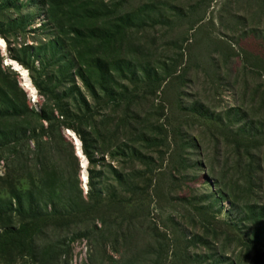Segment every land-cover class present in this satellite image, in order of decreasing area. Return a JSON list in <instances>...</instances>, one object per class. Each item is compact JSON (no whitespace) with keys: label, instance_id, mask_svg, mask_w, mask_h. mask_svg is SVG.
I'll return each instance as SVG.
<instances>
[{"label":"rangeland","instance_id":"374dc122","mask_svg":"<svg viewBox=\"0 0 264 264\" xmlns=\"http://www.w3.org/2000/svg\"><path fill=\"white\" fill-rule=\"evenodd\" d=\"M41 1L44 0H0L3 19L0 31L5 36L15 32L8 41L0 37L4 43V50H0L4 73L0 78V93L14 94L18 107L24 104L25 94L29 108L38 113L46 101L35 88L36 82L61 93L73 77L83 91L76 76L80 66L67 46L68 36L47 21L46 7L41 6ZM199 3L202 5L198 8ZM127 10L137 12L140 23L148 19L147 26L155 27L146 35L155 37L159 52L166 51L165 60L183 54L182 64L178 63L180 69L191 54L203 52L206 47L209 55L202 57L201 66L209 70L205 73L194 68L184 83L174 81L171 76L163 82L157 97H149L147 105L152 101L161 111L158 116L153 115L152 120L163 130L159 136L161 145L151 153V161L137 163L132 168L123 158L126 152L120 148L122 141L112 143L103 164L95 167L93 179V196L99 195L103 209L94 207L95 198L94 202H88L87 217L73 220L81 223L78 226L82 228L90 227L91 235H86L84 229L75 231V235L65 230L49 232L43 247L47 248L39 254L45 257L46 264H173L183 255L185 247L187 253L202 260V264H243L246 236L255 228L244 207L257 213L255 203L262 210V220L256 228L264 235V147L252 152L259 158L254 160L260 165L254 175L260 177V181L246 188L245 180L231 162L238 157L237 148L231 142L246 125H250L251 134L264 128L261 96L264 92V0H130ZM204 11L205 20L191 28V21ZM181 14L187 16L180 17ZM138 36L143 34L139 32ZM8 61L17 63L27 72L38 95L36 102L22 86L19 75L6 65ZM26 66L38 75L32 76ZM120 83L131 85L130 78ZM168 83L170 86L166 87ZM23 89L35 105L30 103ZM162 89L164 95L160 93ZM179 95L188 106L197 104L198 110L193 112L187 108L182 113L176 104ZM91 105L94 108L93 103ZM176 116L195 146L187 162L182 161L186 158L184 153L173 156V146L169 148ZM7 127L0 125V129L9 134ZM19 127L22 128V124ZM225 134L230 136L228 141H224ZM20 141L15 143L17 150L23 147ZM181 147L179 144L176 148ZM12 158L3 152L0 144V187L6 191L4 179L22 176V160ZM65 165L62 185L67 189L74 185L70 177L71 159L66 158ZM79 171V188L85 197L89 176L87 173L84 185ZM129 177L134 185L132 198L123 191L120 182ZM18 187L22 190V181ZM68 201L69 205L78 204L69 198ZM126 210L130 214H125ZM105 224L107 231L116 230L117 240L101 233ZM205 236L210 237L205 240L209 239L212 248L197 243L198 238ZM50 241L53 242L50 244Z\"/></svg>","mask_w":264,"mask_h":264},{"label":"trees","instance_id":"16d2710c","mask_svg":"<svg viewBox=\"0 0 264 264\" xmlns=\"http://www.w3.org/2000/svg\"><path fill=\"white\" fill-rule=\"evenodd\" d=\"M129 1H41V6L46 7L47 21L68 36L67 46L80 66L76 76L82 83L83 91L73 77L61 93H57L53 87L36 82L35 88L46 101L41 113L29 108L24 93V104L21 107L16 105L14 94L0 93V125H7V131L10 132L8 134L0 129L1 149L13 156L14 161L22 160V176L4 179L3 185L7 191L3 186L0 187V264H46L45 257L39 252H45L47 247H43L48 233L52 231L65 230L75 235V231L84 229L86 235H91L90 227L82 228L78 226L81 223H74L73 220L85 219L88 202H94L95 198L94 207L103 209L99 195L93 196V179L95 167L103 164L111 144L122 141L120 148L126 152L123 158L132 168L137 163L148 164L152 159L151 153L161 145L159 140L163 133L162 127L156 126L152 120L153 115L158 116L161 112L159 105L151 101L148 106L146 102L149 97H157L163 82L171 76H174V81L184 83L194 68L205 73L209 70L207 66H201L202 57L205 59L209 55L206 47L203 52L191 54L180 69L178 63L182 64L183 54L179 58L170 57L165 60L166 51L159 52L155 37L152 39L146 35L148 30H155V27L147 26L148 19L140 23L138 13L127 10ZM202 4L199 3L197 7ZM186 16L180 15L184 18ZM0 20H3L2 16ZM204 20L205 11L195 21H191L190 27ZM139 32L143 34L142 37L138 36ZM14 33L5 36L0 31V37L8 41L14 37ZM26 68L32 76L38 75L28 66ZM3 76L0 66V78ZM127 78H130L131 85L120 83ZM169 86L170 83L166 85ZM160 93L164 95V89ZM180 95L176 104L182 113L187 108L193 112L198 110L197 104L188 106ZM261 96L264 99V92ZM19 124H22V128ZM12 127L14 129L10 130ZM64 130L75 135L87 161L89 190L85 197L79 188L78 159L63 138ZM251 132L250 125H246L238 130L236 139L231 142L238 154L231 162L245 180L246 188L260 181V177L254 175L260 168L259 162H256V167L254 160L259 158L252 152L264 147V128L258 129L255 134ZM18 138L23 141L21 150H17L15 144L21 143ZM176 139L179 141L175 142ZM224 139L228 141L230 136L225 134ZM179 144H182L181 149L176 148ZM172 146L173 156L185 154L183 162H187V157L191 159L189 153L195 150L177 116L173 118L169 148ZM112 157L114 159L116 156ZM66 158L73 163L70 177L74 183L67 189L62 185L65 181ZM131 180L129 177L120 181L123 191L131 195L130 198L134 188ZM20 181L22 190L18 187ZM68 198L78 204L69 205ZM253 205L257 213L246 207L244 212L249 214L251 224L256 228L262 220V210L255 203ZM125 214H130V211L126 210ZM255 228L246 236V249L241 257L243 264H264V235L260 228ZM101 233L117 240L116 230L113 233L107 231V224ZM207 238L210 237L198 238L197 243L212 248L213 244L209 243V239L206 241ZM183 250V255L173 264H202V260L187 253V248L183 247Z\"/></svg>","mask_w":264,"mask_h":264},{"label":"bare ground","instance_id":"6f19581e","mask_svg":"<svg viewBox=\"0 0 264 264\" xmlns=\"http://www.w3.org/2000/svg\"><path fill=\"white\" fill-rule=\"evenodd\" d=\"M0 50H4V43L0 40ZM6 65L11 67V68H14L20 78H21V81H22V86L24 88H27V90H29V93L31 94V96L33 97V99L35 100L36 102V91L35 89L33 88L32 84H31V80L29 78V75L27 74V72L25 70H23L17 63H14V62H11V61H8L6 62ZM28 94V93H27ZM30 94H28L30 96ZM30 96V98H31ZM32 99V100H33ZM70 136L72 137V134L70 133ZM75 143H76V151H77V155L80 159V162H81V166H82V171H81V177H82V181L84 183V185L86 184V172H85V160L83 159L81 153H80V146H79V141L78 140H75Z\"/></svg>","mask_w":264,"mask_h":264},{"label":"water","instance_id":"95a60500","mask_svg":"<svg viewBox=\"0 0 264 264\" xmlns=\"http://www.w3.org/2000/svg\"><path fill=\"white\" fill-rule=\"evenodd\" d=\"M9 67V66H8ZM10 69L14 72V73H16V74H18V72L14 69V68H11L10 67ZM19 75V74H18ZM20 77V76H19ZM24 90V89H23ZM25 91V93L27 94V91L26 90H24ZM37 93V92H36ZM28 95V94H27ZM28 97H29V100H30V103L32 104V105H35V103L33 102V100L30 98V96L28 95ZM36 97L38 98V95H36ZM72 134V133H71ZM64 137L66 138V140L70 143V145H71V147H72V149H73V152H74V156L76 157V159H78V163H79V169H80V171H79V177H81V169H82V166H81V162H80V159H79V157H78V155H77V151H76V143H75V140H77V138L75 137V135L74 134H72V137L70 136V132L69 131H66L65 132V134H64ZM79 146H80V153H81V155H82V152H81V144L79 143ZM82 157H83V155H82ZM83 159L85 160V172H86V168H87V161H86V159L83 157ZM86 174H87V172H86ZM81 179V178H80Z\"/></svg>","mask_w":264,"mask_h":264}]
</instances>
